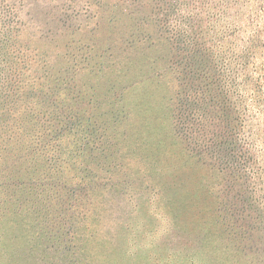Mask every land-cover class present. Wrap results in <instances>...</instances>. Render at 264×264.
Wrapping results in <instances>:
<instances>
[{"label":"rangeland","instance_id":"obj_1","mask_svg":"<svg viewBox=\"0 0 264 264\" xmlns=\"http://www.w3.org/2000/svg\"><path fill=\"white\" fill-rule=\"evenodd\" d=\"M194 21L201 81L239 119L227 162L173 127L162 57ZM0 84L70 109L55 192L0 224V264H264V0H0Z\"/></svg>","mask_w":264,"mask_h":264},{"label":"trees","instance_id":"obj_2","mask_svg":"<svg viewBox=\"0 0 264 264\" xmlns=\"http://www.w3.org/2000/svg\"><path fill=\"white\" fill-rule=\"evenodd\" d=\"M205 27L199 21L188 22L184 33L169 38L163 68L173 69L177 76L172 104L176 135L201 160L227 162L239 119L233 104H214L212 86L201 81V74L211 66L205 52ZM47 87L32 88L38 93L33 96L25 86L0 84V224L19 218L25 202L47 201L55 192L42 183L50 178L57 156L54 139L70 123V109L57 101L55 86Z\"/></svg>","mask_w":264,"mask_h":264}]
</instances>
